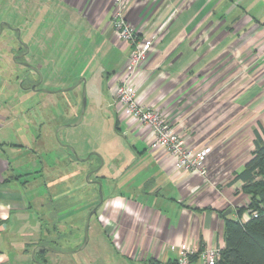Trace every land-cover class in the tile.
Segmentation results:
<instances>
[{
	"label": "crops",
	"instance_id": "0c3cea01",
	"mask_svg": "<svg viewBox=\"0 0 264 264\" xmlns=\"http://www.w3.org/2000/svg\"><path fill=\"white\" fill-rule=\"evenodd\" d=\"M34 6L26 20L38 21L37 36L47 35L48 20L57 22L50 37L67 36L68 53L86 54L80 76L90 72L84 76L86 83L91 77L94 101L105 102L132 137L125 156L101 176L108 191L95 218L104 239L96 238L86 254L81 251L90 241L82 250L42 257L49 264H162L175 262L181 245L188 244L191 264H208L204 252L225 246L226 218L250 217V196L236 176L252 157L256 135L264 140V0H126L124 5L138 36L154 38L141 63L137 101L161 108L188 143L212 147L206 176L178 169L174 157L118 109L116 89L129 71L131 46L114 33L112 0H37ZM36 46L34 57L48 69L54 55L66 51L52 46L54 57L39 56L47 45ZM22 78L0 77V264H37L31 254L43 243V232L29 220L40 200L38 181L52 196L59 184L70 188L68 196L72 188L70 158L61 164L50 153H38L60 146L55 128L43 129L27 103L16 114L6 109L7 89L17 91L22 103L37 100L39 89L31 90L36 81ZM29 114L35 117L32 129L14 125ZM50 207L59 223L60 211L53 214L59 206Z\"/></svg>",
	"mask_w": 264,
	"mask_h": 264
},
{
	"label": "rangeland",
	"instance_id": "374dc122",
	"mask_svg": "<svg viewBox=\"0 0 264 264\" xmlns=\"http://www.w3.org/2000/svg\"><path fill=\"white\" fill-rule=\"evenodd\" d=\"M36 2L37 0H0V24L6 21L21 29V39L28 43L30 48V54L26 59L37 68V70L29 69L26 66L17 65L12 60L11 54L13 52L9 51V48L11 46H19L20 43L17 40L16 32L4 27V31L0 36V47L4 48L2 54L0 53L1 60H3V62L0 61V77L3 76L5 79L13 81L18 76L21 79L23 77L21 74L26 72V74L28 73L26 83L37 81L40 82L39 88L55 90V92L48 95L47 92L31 88L32 91L38 90L36 92L39 95L37 100L32 101L29 99V101L23 103L21 102L23 99H21L19 93L13 89H7L8 92L4 90L5 96L3 97L7 101L5 102L6 109L12 111L13 114H16V111H24V108L27 107L24 103H27L29 107H35L34 116L41 120V123L44 125L43 129L54 127L56 132L61 125L71 124L76 121L82 107V84L71 90L62 91L60 89L76 84L80 78L85 77L84 75H89L90 72L85 70L84 75L80 76L85 66L86 59L84 56L86 57V54L83 55L81 53L80 55H76L75 53H68L70 49L69 45L67 46L69 40L67 36L63 38H59L57 35L54 38L50 37L54 28H56L55 23L57 24V22L48 20V27L46 26L48 29L47 35L44 38L37 36L36 32L40 34V31H36L38 21L36 19L26 20L29 17L30 10L35 7ZM28 29L30 30L29 32H27ZM38 43H45L47 45L44 47V51L41 47L42 54L39 53V56H56L53 61L51 60L47 64L50 65L49 69L40 64L36 57H34V51L37 49L36 45ZM52 46L61 47L62 49H66V51L55 55L54 53L51 54L49 51L52 49ZM55 49L57 50L58 48L55 47ZM1 50L2 48H0ZM4 61L9 62L10 67ZM88 67L87 69H89ZM87 79L89 80L86 83L87 104L81 122L78 125H70L58 131L56 140L60 146L56 149L45 152L41 148H38V153L42 157L50 153V157L60 159L61 164H64L66 158H70V162L72 163L68 171L72 185L70 195L65 194L67 190H70L65 184H59L60 191L55 190V195H49L51 189L48 188L47 190L45 185L39 180L40 200L34 205L35 214L30 216L29 220V222L33 220L32 224L42 227V242L44 244L62 251L60 253L47 251L48 254L54 256H63L67 254L65 252L74 251L83 243L86 218L92 210L91 205L100 200L99 187L95 180L101 181L103 196L106 195L108 187L106 182L102 181L101 176L106 173V170L111 173V168L113 169L114 165L117 164V159L124 157L125 152L128 151V142L132 141V137L126 133V130L122 131L121 126L120 131L123 132V135L117 132L113 110L107 107L105 102L102 103L97 99L94 101L92 95L93 88L90 84L91 77ZM98 81L100 82V80ZM98 86L100 88L101 85ZM1 92L2 86H0ZM34 96L36 97L37 95ZM38 101L40 102L38 103ZM35 117L31 114L23 116L21 120H15L14 125L18 127L28 124L30 129H32ZM64 144L72 146L82 158L91 153L94 154L87 160H79ZM108 165L111 166L110 169H107ZM64 167L65 165H62V168ZM90 172H92L90 176L91 181H88L87 176ZM50 206L53 209L59 206V210L57 209L56 213H53L57 215V212L60 211L61 219L59 223L53 221L51 218L49 213V210H51ZM65 211H70V213L65 215L63 213ZM53 225H55L56 229L52 228ZM76 236L79 238L75 239ZM104 237L103 230L96 224V218L93 216L89 226L88 241L90 242L81 253H89L95 246L96 238L99 241L104 239ZM47 263L49 264V262ZM119 264L133 263L126 260L119 262Z\"/></svg>",
	"mask_w": 264,
	"mask_h": 264
},
{
	"label": "built area",
	"instance_id": "2783aa9c",
	"mask_svg": "<svg viewBox=\"0 0 264 264\" xmlns=\"http://www.w3.org/2000/svg\"><path fill=\"white\" fill-rule=\"evenodd\" d=\"M113 14L111 25L115 35L131 46L127 75L119 82L116 89L118 109L129 115L137 123L143 134H151L156 145L166 149L173 157L175 166L184 171L197 172L206 176L209 171L208 157L212 147L209 145L196 146L188 143L173 122L159 107L143 105L137 101V89L142 72V61L152 48L154 38H140L134 25L124 14L126 0H112ZM249 214L257 216L253 211ZM192 250L188 244H182L175 262L162 264H191ZM208 264H218L220 248L213 247L204 252Z\"/></svg>",
	"mask_w": 264,
	"mask_h": 264
},
{
	"label": "trees",
	"instance_id": "16d2710c",
	"mask_svg": "<svg viewBox=\"0 0 264 264\" xmlns=\"http://www.w3.org/2000/svg\"><path fill=\"white\" fill-rule=\"evenodd\" d=\"M115 122L117 132L123 135L118 116ZM236 178L243 181L242 191L250 196L246 209L257 212V216L250 214L247 220L226 218L225 246L220 249L218 264H264V140L259 134L252 157ZM46 252H36V258L44 264H48L42 257Z\"/></svg>",
	"mask_w": 264,
	"mask_h": 264
},
{
	"label": "water",
	"instance_id": "95a60500",
	"mask_svg": "<svg viewBox=\"0 0 264 264\" xmlns=\"http://www.w3.org/2000/svg\"><path fill=\"white\" fill-rule=\"evenodd\" d=\"M3 25H6L8 28H10V29H12V30L18 32V39H19L20 43H22V44L26 47V51L29 52V50H30L29 45H28L26 42L22 41V39H21V29H20L19 27H17V26L11 25L9 22H6V21H5V22H1V24H0V30H2ZM24 64H25L26 66H28L29 68L33 69V70H37V68H36L33 64H31V63L26 62V63H24ZM81 84H82V107H81L80 114H79L77 120L74 121L73 123H71V124H63V125H61V126L56 130V134L58 133V131H59L60 129H63V128H65V127H67V126H70V125L75 126V125H78V124L81 122V120H82V118H83V116H84V113H85V110H86V104H87V97H86V78H85V77H82V78H80V79L78 80V82H77L76 84H74V85H72V86H70V87H66V88H61V89H60V90H62V91L71 90V89H73V88H75V87H77V86H79V85H81ZM39 85H40V82H38V83H36V84H33V85L31 86V88H32V89H39V90H42V91L47 92V93L55 92V90H50V89H45V88H38ZM64 145H66V146L71 150V152H72V153H73V154H74L79 160H87V159L90 158V156H91L92 154H94V153H91V154H89L88 156H86L85 158H82V157H80V156L77 154V152L75 151V149H74L72 146H70L69 144H64ZM91 174H92V172H90V173L88 174V176H87V180H88V181H91V179H90ZM96 182H97L98 185H99L100 203H102V202H103V197H104V196H103V193H102V184H101L100 181H96ZM96 210H97V207L93 208V209L89 212V214H88V216H87V218H86L85 237H84L83 243H82V244H81L76 250H74V251H70V252H65V253H71V252H76V251L82 250V249L87 245V243H88V239H89V226H90L91 217H92L93 214L96 212ZM42 250L52 251V252H55V253H60V252H62V251H60V250H58V249H56V248H54V247H52V246H48V245L44 244V243L37 244V245L34 247L33 251H32V258H33V260H34L37 264H44L42 261H40V260H38V259L36 258V252H38V251H42Z\"/></svg>",
	"mask_w": 264,
	"mask_h": 264
},
{
	"label": "flooded vegetation",
	"instance_id": "af4514ba",
	"mask_svg": "<svg viewBox=\"0 0 264 264\" xmlns=\"http://www.w3.org/2000/svg\"><path fill=\"white\" fill-rule=\"evenodd\" d=\"M4 27H7L6 25H3V27H2V30H0V36H1V34L3 33V31H4ZM8 28V27H7ZM10 29V28H9ZM12 30V29H11ZM14 31V30H13ZM16 32V35H17V40H18V42L20 43V41H19V39H18V32L17 31H15ZM28 44V43H27ZM0 48H2V51H4V48L3 47H0ZM9 51H11V52H13L12 54H11V58H12V60L17 64V65H20V66H26L24 63H26V62H28V63H30L29 61H28V59H26V57L30 54V50H29V52H27L26 51V47L22 44V43H20V45L19 46H11L10 48H9ZM27 68H29L28 66H26ZM29 69H31V68H29ZM25 75V74H24ZM19 77V76H18ZM26 75L25 76H23V78L22 79H26ZM35 84L36 83H38L37 81L36 82H34ZM33 83V84H34ZM33 84H31V86L33 85ZM39 88V87H38ZM96 181H100V180H95V182ZM101 182V181H100ZM97 183V182H96ZM98 184V183H97ZM102 184V183H101ZM98 187H99V185H98ZM104 200H105V198L103 197V202L102 203H100V200L99 201H97V203H95L93 206H92V208L91 209H93V208H95V207H97V210H96V212L93 214V216H96V214H97V211H98V209L100 208V206L104 203ZM92 216V217H93ZM91 217V218H92Z\"/></svg>",
	"mask_w": 264,
	"mask_h": 264
}]
</instances>
